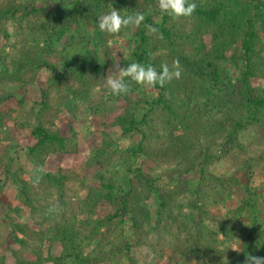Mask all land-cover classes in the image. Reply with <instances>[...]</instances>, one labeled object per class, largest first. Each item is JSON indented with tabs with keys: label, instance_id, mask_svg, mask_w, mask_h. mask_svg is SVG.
<instances>
[{
	"label": "trees",
	"instance_id": "16d2710c",
	"mask_svg": "<svg viewBox=\"0 0 264 264\" xmlns=\"http://www.w3.org/2000/svg\"><path fill=\"white\" fill-rule=\"evenodd\" d=\"M241 2L189 0L195 13L176 21L156 0L127 11L121 0L0 2V140H12L13 129L5 130L11 107L24 105L9 85H24L42 69L56 73L41 91L33 123L15 124L35 140L27 147L34 166H45L51 154L77 151L74 140L53 128L60 112L75 115L81 105L103 116L112 110L96 92L110 65V39L133 35L121 68L138 62L160 70L178 60L182 72L165 87L151 88L157 96L127 81L130 91L120 96L129 105L113 126L131 145L120 149L117 136L107 132L91 136L85 171L101 191L83 198L78 190L85 181L71 170L36 176L33 186L6 171L31 213L25 220L21 208L11 209L19 216L12 227L19 246L12 250L14 264H162L167 258L172 264H244L247 254L264 257L263 197L252 185L256 173H264V85H254L264 78V0L247 10ZM113 8L124 17L143 13L145 20L110 37L97 22ZM58 42L67 50L82 48L85 60L61 71L51 66L43 56L54 55ZM236 189L245 193L241 205L222 211ZM153 197L155 216L146 204ZM101 202L114 212L95 219ZM239 236L243 243L234 251ZM0 264H7L1 253Z\"/></svg>",
	"mask_w": 264,
	"mask_h": 264
},
{
	"label": "rangeland",
	"instance_id": "374dc122",
	"mask_svg": "<svg viewBox=\"0 0 264 264\" xmlns=\"http://www.w3.org/2000/svg\"><path fill=\"white\" fill-rule=\"evenodd\" d=\"M8 2V0H0L2 3ZM242 1L240 7L247 10L251 9L257 0H240ZM142 0H121L122 7L125 11L141 3ZM240 11V8L239 10ZM124 12V16H126ZM91 32V30L89 29ZM5 41L0 35V45H4ZM109 45L113 51L111 56L107 57L110 65L107 70L105 79L109 75H116V65L121 67L122 57L127 59L130 56L132 49L134 48V38L130 31L124 32L123 34L109 40ZM56 53L51 57L43 56V58L49 62L51 66H56L61 71L70 64L77 66L79 60H85L86 54L82 48L65 49L63 42L56 43ZM79 58V60L77 59ZM228 69H232L231 64L226 65ZM109 70L112 72L109 73ZM233 70V69H232ZM56 73L48 71L46 69L39 70L36 72L31 80L24 85L11 84L9 89L12 93L24 102V105L13 104L11 109L14 110L13 118L10 119L5 125V130L9 131V127L13 129L12 140H0V253L7 257V264H14L15 261L12 257V250L18 249V244L13 240V223L19 221V216L12 212L11 209L21 208L24 212L25 220L31 218L30 209L24 204L18 186L11 179L7 177L8 170L13 174H18L23 180L28 182L30 185H34V178L36 176H42L44 174H58L61 169L66 171H75L79 173L83 180L84 186L79 187V194L85 198L92 191H101V183L91 174L85 171V166L92 156V144L95 143L92 139V134H99L101 132L111 133L116 135V143L120 149L127 148L131 145L128 140L120 138L119 127L113 126L116 119L123 115L126 108L129 105L122 96H114L110 94V89L104 81L97 87V96H102L103 101L109 103L112 110L106 112V114L98 115L90 107L80 106L76 114L63 110L54 120V129L59 133L77 143V151L73 153H58L51 154L46 160L45 166L37 167L32 164L27 155V147L32 146L35 143L34 138L31 136L29 129L16 128L21 123H33V110L41 102V91L48 88L52 82V78ZM235 75V71H233ZM254 85L261 87L264 85L263 79L254 80ZM142 87V86H141ZM149 95H156V92L151 88H145ZM130 102L135 101V94L129 95ZM104 102V103H105ZM143 106V105H142ZM140 107V111L142 110ZM105 125L110 126L106 128ZM7 171V173H6ZM252 185L257 188L258 193L262 195V200L258 203L259 208L264 211V173L257 172ZM45 187V186H44ZM75 187V186H74ZM243 190H235L231 199L226 202L224 207H221L222 211L226 209L237 208L241 205L244 199ZM146 204L149 205L150 210L155 216L158 208L157 199L153 197L148 200ZM114 212V208L105 202H101L95 209V213L92 217L95 219L103 218L109 213ZM44 216L48 218L47 227H51L52 217L49 212H45ZM51 224V225H50ZM128 235L132 237L131 224L127 223ZM245 224H247L245 222ZM50 225V226H49ZM33 229L38 230L39 227L32 223ZM43 229H46L45 227ZM47 230V229H46ZM22 237L21 235H19ZM243 243V237L239 236L234 242V249H240ZM120 261H124L123 258ZM52 264V263H48ZM162 264H172L169 259H165Z\"/></svg>",
	"mask_w": 264,
	"mask_h": 264
},
{
	"label": "clouds",
	"instance_id": "9594fccd",
	"mask_svg": "<svg viewBox=\"0 0 264 264\" xmlns=\"http://www.w3.org/2000/svg\"><path fill=\"white\" fill-rule=\"evenodd\" d=\"M157 8L162 14L168 15L172 20L176 21L181 18H190L196 11L197 5L189 3V0H156ZM145 20L143 13L137 12L135 15L124 17L115 8L108 13L98 16L99 30L110 37L117 36L124 28H138ZM150 32H155L156 29L148 26ZM112 70H109V73ZM116 75H109L105 79L107 87L110 89V94L114 96L126 95L130 91L128 80L145 87L155 88L157 85L163 88L173 79H180L182 72L178 60L173 61L169 67L167 63L160 65V70H157L152 64L144 65L138 62H133L127 67H119L116 65ZM239 251L238 249H233ZM192 264H197L194 260ZM244 264H264V257L247 254Z\"/></svg>",
	"mask_w": 264,
	"mask_h": 264
}]
</instances>
